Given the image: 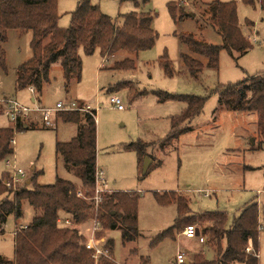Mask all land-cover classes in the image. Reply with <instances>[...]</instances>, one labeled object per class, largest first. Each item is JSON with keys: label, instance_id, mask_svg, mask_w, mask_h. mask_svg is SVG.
<instances>
[{"label": "rangeland", "instance_id": "374dc122", "mask_svg": "<svg viewBox=\"0 0 264 264\" xmlns=\"http://www.w3.org/2000/svg\"><path fill=\"white\" fill-rule=\"evenodd\" d=\"M78 1H57L59 26H68L70 13ZM136 1L151 13V26L157 35L151 48L137 53L135 70L111 73L100 69L102 57L98 50L89 55L80 50V80L72 81L66 91L61 68L55 64L50 71L51 81L43 85L40 93H33L37 98L34 102H31V93L26 88L15 89L14 83L16 67L31 56V33L8 30L7 40L3 44L7 72L0 69V127L11 123L4 114L7 106L5 100L9 98L28 107L30 111L25 119L36 122L37 126L14 133L13 153L6 158L8 164L6 160L0 161V177L5 172L11 177L13 167L22 168L25 175L18 176L20 181L17 185L36 172L35 180L39 184H51L59 177L72 181L78 193L83 195L86 188L80 182V169L65 163L55 153L56 142L71 139L75 135L76 125L58 122L51 127L45 126L41 110L50 109V120L54 122L57 101L76 99L78 103H89L96 110L97 167L102 171L108 187L137 195V236L133 240L123 243L117 229L104 230L101 227L95 233V237L103 238V242L106 238L113 240L112 260L119 264H138L139 256H149V264H173L171 260L178 251L191 258V252L199 247L205 258L212 259L214 251L211 248L183 237L181 232L184 227L175 233L180 239L165 238L154 247L149 244L156 235L171 227L176 218V203L172 197L165 195L170 191L185 197L191 213L226 212V225L251 199L264 212V138L258 133L255 114L222 108L215 92L219 84L236 82L255 73L264 76V0H254L253 3L219 0L235 2L239 27L249 38L250 47L243 53L234 51L229 54L225 49L221 50L217 68L204 64L197 76L187 71L180 58L182 51L190 50L179 41V34L192 33L208 43L220 44L222 40L217 27L205 11L207 3L213 0H149L144 5L141 0ZM90 2L116 19L119 14L134 9L133 0ZM170 2L176 5L177 17L179 4L183 5V12L187 15L174 19L167 6ZM246 21L252 24L248 25ZM127 55L123 52L118 59ZM163 55L171 63L172 75H167L158 63ZM194 56L206 62L204 57ZM123 78L136 81L138 88L196 94L207 99L202 112L190 122L191 131L161 150L158 141L170 130L168 119L179 113L183 104L177 101L158 102L152 94L129 103L126 89L109 93L102 91L101 88L107 83ZM111 94L122 98L124 109L118 110L111 105ZM82 114L80 123L83 122ZM137 140H156L153 146L146 149L153 157L146 174L141 172L145 156L140 159L137 151L126 148L127 144ZM158 161L159 165H155ZM166 198L171 202L162 201ZM21 212L18 218L9 214L0 232V255L7 259L13 257L15 229L28 224L35 213L25 200L22 201ZM92 221L93 218L88 217L74 225L80 238L88 237ZM262 222L258 238L260 264H264V220ZM80 231L82 234H79ZM94 263L97 264V260Z\"/></svg>", "mask_w": 264, "mask_h": 264}, {"label": "trees", "instance_id": "16d2710c", "mask_svg": "<svg viewBox=\"0 0 264 264\" xmlns=\"http://www.w3.org/2000/svg\"><path fill=\"white\" fill-rule=\"evenodd\" d=\"M57 1L0 0V69L3 72H7L3 44L7 40L8 30H25L31 33V56L16 67L15 89L31 87L34 93H40L43 85L51 81L52 66L58 64L67 91L72 81L78 82L81 78L80 50L87 55L98 50L103 58L102 69L111 73L135 70L137 53L154 44L157 34L151 26L152 15L136 0H133L134 9L119 14L118 19L103 13L90 0H79L70 13V22L66 27L58 25ZM148 1L141 0L143 5ZM167 6L174 19H180L186 14L182 4L178 5V17L174 2ZM205 11L209 13L210 21L216 25L222 42L212 44L198 39L192 33L179 34V41L190 50L182 51L180 58L192 76H197L204 64L209 68H217L221 50L225 49L229 54L234 51L243 53L250 47L249 38L239 27L234 1L213 0L207 3ZM246 22L248 25L252 24L250 21ZM123 52L129 55L118 59ZM194 55L204 57L206 62L203 63ZM158 63L167 75L174 73L165 55L159 57ZM136 85V81L123 78L109 83L104 92L126 89L129 103L140 96L152 94L158 102L177 101L183 104L180 112L169 118L170 130L158 141L161 150L174 139L191 131L190 122L202 112L207 99L196 94L147 90ZM215 92L222 108L254 113L258 133L264 138V76L261 73L236 82L219 84ZM55 116L61 122L75 124L81 117L75 110H56ZM82 116L84 123L78 127L77 133L68 141L56 142L55 153L65 163L81 169L80 182L86 188L83 195L67 179L57 177L51 184H39L35 180L37 174L33 172L22 184L17 185L16 182L14 185H7L10 175L8 172L2 173L0 232L3 231V224L9 214H14L16 218L21 216L22 201H27L35 213L28 224L15 229L13 257L7 259L0 255V264H95L92 252L81 244L74 227L88 217L98 220L104 230H119L123 243L137 236L135 193L114 190L110 194L103 193L101 201L94 204L92 195L97 170L96 111L94 116L88 113H83ZM25 118L26 116H19L15 121L10 120L8 126L0 127V161L13 153L15 132L37 126L36 122ZM152 144L154 142L137 140L127 144L126 148L137 151L140 159L144 155L153 162L152 155L146 152ZM159 163L158 161L155 165ZM165 195L172 197L176 203L177 215L171 227L152 239L149 244L151 247L165 238L174 239L175 233L185 225L198 223L199 232L205 237L204 244L214 251V257L207 259L199 251L186 264H259L258 237L264 212L260 211L256 201L251 199L244 203L239 213L226 225L227 214L224 211L191 213L185 197L174 191ZM162 201L171 202L169 198ZM65 220L70 223L66 224ZM102 246L107 255H99L97 264H119L112 260L113 240L106 238ZM246 247H249L248 251Z\"/></svg>", "mask_w": 264, "mask_h": 264}, {"label": "built area", "instance_id": "2783aa9c", "mask_svg": "<svg viewBox=\"0 0 264 264\" xmlns=\"http://www.w3.org/2000/svg\"><path fill=\"white\" fill-rule=\"evenodd\" d=\"M29 89L33 91L31 87H29ZM109 96H110L109 102L114 108L118 110H122L125 108L124 102L120 96H118L117 94H111ZM5 101H7V106L4 111V114L11 121H15L19 116L27 115V113L30 111L28 107L21 106L16 101L11 100L10 98L6 99ZM54 109L56 110H75L79 113H88L93 116H94V111H95V108H93L91 104L85 103V102L78 103L77 101H74V100L65 101V102L61 100L57 101L55 103ZM50 111H51L50 109H45V108L41 110L42 120L45 126L52 125V122L50 120ZM6 164H8V161H6ZM24 175H25V172L22 168L13 167V172H12V176L10 177V181L7 182L6 184L10 185L11 183L14 185L16 182L20 181L18 176L22 177ZM103 192L111 193V191L106 186V181L104 179L103 173L97 169L95 173V182H94V189H93V195H92L94 204L97 205L101 201V196ZM65 223L69 224L70 222L68 220H65ZM100 229H101L100 222L96 219H93L91 227L88 228V231H89L88 237L85 238L84 236V238H80V242L82 243V245L86 249L92 252V257L94 258V260H97V257L101 254L107 255L106 249H104L102 246L103 238L95 237L96 231ZM181 233L185 238L197 239L201 243L205 242V237L201 235L197 225L195 224L185 225ZM79 234H82V232L80 231ZM245 249L246 251H248L249 247H246ZM174 264H186V256L183 252H178L176 254Z\"/></svg>", "mask_w": 264, "mask_h": 264}, {"label": "crops", "instance_id": "0c3cea01", "mask_svg": "<svg viewBox=\"0 0 264 264\" xmlns=\"http://www.w3.org/2000/svg\"><path fill=\"white\" fill-rule=\"evenodd\" d=\"M102 59V65H101V67H100V69H102L103 67V58H101ZM105 70V69H104ZM14 83H15V77H14ZM108 85V83L105 85V86H103L101 89H102V91H104L103 89H104V87H106ZM30 93H31V96H30V100H31V102H34V101H36V97L33 95V91H31L30 89H29V87H27L26 88ZM5 97V96H4ZM140 97H142V96H140ZM140 97H138V98H140ZM138 98H136L134 101H136ZM70 100H74V101H77L76 99H69V100H66V101H70ZM82 103H83V101H82ZM38 106H40V105H38ZM183 108V106L181 107V109ZM96 111V110H95ZM171 117V116H170ZM169 117V118H170ZM55 121L54 122H52V125L51 126H54V125H57V123L58 122H61L59 119H57L56 117H55ZM168 121H169V119H168ZM65 123V122H64ZM84 123V121L82 122V123H80V120H79V122L78 123H72V124H75L76 125V128H75V134L77 133V129H78V127L79 126H81L82 124ZM51 126H48V127H51ZM156 141V140H155ZM154 140H152V141H149V142H155ZM13 142V141H12ZM151 146H153V145H151ZM151 146H149V147H151ZM6 161H7V159H5ZM151 162H152V160H151ZM96 165H97V163H96ZM31 169H33V167H31ZM80 169V168H79ZM97 169L99 170V168L97 167ZM101 171V170H100ZM102 172V171H101ZM80 173H81V169H80ZM105 181H106V179H105ZM106 186H107V188L111 191V192H113L115 189H112V188H110V187H108V185H107V183H106ZM258 204V203H257ZM264 220V218H262L260 221H261V224L263 223L262 221ZM184 237V236H183ZM182 237V238H183ZM181 237H179L178 235H175V238H174V240H176V239H180ZM185 238V237H184ZM259 238V237H258ZM164 240V239H163ZM192 240H195L196 242L198 241L197 239H192ZM199 242V241H198ZM200 244H203V245H205L204 243H201V242H199ZM194 244V243H193ZM199 250L201 251V252H203V250L201 249V247H199L197 250H195V251H193V252H191V255H193L194 253H196V252H199ZM178 252H181V251H178ZM177 252V253H178ZM133 253V252H132ZM176 253V254H177ZM176 256V255H175ZM139 258V263L138 264H149V262H150V257L149 256H145V257H143V256H139L138 257ZM191 258H189V257H186V262L187 261H189ZM258 259H259V245H258ZM174 261H175V257L174 258H172V260H171V262H173V264H174ZM125 262H127V260L125 261ZM127 264V263H126ZM259 264H260V261H259Z\"/></svg>", "mask_w": 264, "mask_h": 264}, {"label": "water", "instance_id": "95a60500", "mask_svg": "<svg viewBox=\"0 0 264 264\" xmlns=\"http://www.w3.org/2000/svg\"><path fill=\"white\" fill-rule=\"evenodd\" d=\"M150 164H151V158H149L148 156H145L142 162V170H141L142 174H145L147 172V169L150 166Z\"/></svg>", "mask_w": 264, "mask_h": 264}]
</instances>
